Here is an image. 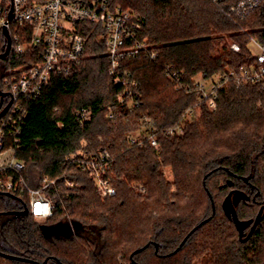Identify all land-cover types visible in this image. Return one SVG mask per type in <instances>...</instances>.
I'll return each instance as SVG.
<instances>
[{
  "label": "trees",
  "instance_id": "obj_1",
  "mask_svg": "<svg viewBox=\"0 0 264 264\" xmlns=\"http://www.w3.org/2000/svg\"><path fill=\"white\" fill-rule=\"evenodd\" d=\"M108 1L133 13L136 40L150 54L121 60L110 74L104 30L80 25L86 40L81 63L24 102L28 118L20 125L16 157L30 187L39 188L44 177L55 181L45 191L53 217L11 215L23 212L28 200L0 193V254L20 259L0 256V264H264V83H228L211 110L194 80L255 63L250 40L264 45V0L235 20L211 0ZM5 46L0 30V55ZM30 54L11 65L10 58L0 61L3 93L10 67L40 60ZM190 109L195 117L185 123ZM81 110L90 112L89 121H79ZM176 125L181 133L168 134ZM134 135L154 136L158 148L131 146ZM104 152L111 166L102 177L116 191L107 198L95 173L81 167ZM229 195L243 239L226 210ZM57 226L65 234L44 231Z\"/></svg>",
  "mask_w": 264,
  "mask_h": 264
},
{
  "label": "built area",
  "instance_id": "obj_2",
  "mask_svg": "<svg viewBox=\"0 0 264 264\" xmlns=\"http://www.w3.org/2000/svg\"><path fill=\"white\" fill-rule=\"evenodd\" d=\"M211 1L228 18L234 20L235 17L245 16L260 9L262 5V0H240L235 5H230L232 0ZM83 24L100 25L104 30L110 74L118 71L121 60L136 58L142 52L150 54L146 43L136 40L138 26L133 13L114 7L108 0H10L9 7L0 8V30L3 33L6 29L11 40L10 54L7 57L10 58V65L13 64L14 58L32 55V50L35 51L36 57L40 58L30 66L10 67L3 79L8 95L5 99L8 101L7 105L11 106L0 119V193L26 197L29 202L25 210H28V215L39 221L53 217V206L45 191L55 185V181L44 177L39 188L30 187L24 176L26 166L16 157V148L20 142L17 137L20 134V125L28 118L24 102L38 98L50 85L53 77L69 75L73 68L81 63L86 50V40L79 34V27ZM250 47L253 50L250 59L255 61L254 64L239 71L231 70L221 78L205 80L199 76L197 78L201 81L194 79L201 95V103L215 110L218 92L230 82L238 87L264 83V45L256 39H251ZM230 48L235 53L241 51L237 43H232ZM151 57L155 58V53H152ZM116 81L118 84L122 83L119 78ZM207 82L211 85L209 90L206 88ZM128 94L127 91L126 95L129 96ZM119 100L123 102L122 98ZM129 107L134 109V102H131ZM195 114V110L190 109L182 121L192 122ZM77 116L80 122L90 120V112L87 110H81ZM115 116L112 112L109 117L115 119ZM181 127L182 125H176L167 133H181ZM12 139L13 145H8ZM128 141L131 146L142 147L149 144L158 148V142L152 135L129 136ZM110 166L111 158L107 152L99 158L84 162L81 166L95 173L99 194L104 198L116 194L115 189L102 177ZM66 185L74 186L71 182Z\"/></svg>",
  "mask_w": 264,
  "mask_h": 264
},
{
  "label": "water",
  "instance_id": "obj_3",
  "mask_svg": "<svg viewBox=\"0 0 264 264\" xmlns=\"http://www.w3.org/2000/svg\"><path fill=\"white\" fill-rule=\"evenodd\" d=\"M11 18H12V16H11ZM3 35H4L5 39H6V46H5V52L0 55V61L5 60L9 56L10 49H11L10 35H9V32L6 29L3 30ZM7 96L8 95L6 93H3L0 90V98H1V102H0V119L9 111V108L11 106V104H9L5 108H3L4 99ZM226 205H227V208H226L227 213L231 215V217H232V219H233V221H234V223L236 225V228L239 231L240 238L243 239L244 236H245V228L238 220L234 204L232 203V200H231V195L228 196ZM9 214L15 215L16 217H22V216H27L29 214V212H28V210H25L23 212H15V213H9ZM261 215H262V212H260V214L258 215V217H257L252 229L250 230V232L247 235V237L244 239L245 242H247L252 237V235L254 234V232H255V230H256L259 222H260ZM56 229H60V227L57 226L56 228H48V229H44V231L46 232L47 235H49V234L50 235H54ZM141 251L142 250H139L135 254H138ZM0 256L2 258H4V259H8V260H20L17 257H13V256H9V255L0 254Z\"/></svg>",
  "mask_w": 264,
  "mask_h": 264
},
{
  "label": "rangeland",
  "instance_id": "obj_4",
  "mask_svg": "<svg viewBox=\"0 0 264 264\" xmlns=\"http://www.w3.org/2000/svg\"><path fill=\"white\" fill-rule=\"evenodd\" d=\"M10 6V0H0V8H7ZM255 54H257L256 51H254ZM198 81H201L200 78H197ZM211 87L210 85V82H207L206 83V88L207 90H209ZM166 175L169 177L170 179V176H169V171H166ZM28 200V199H27ZM29 202V201H28ZM220 208V207H219ZM248 210H245V212H247ZM63 234H65V230L63 228H60V229H56L55 233H54V236H62ZM126 264V263H124Z\"/></svg>",
  "mask_w": 264,
  "mask_h": 264
},
{
  "label": "clouds",
  "instance_id": "obj_5",
  "mask_svg": "<svg viewBox=\"0 0 264 264\" xmlns=\"http://www.w3.org/2000/svg\"><path fill=\"white\" fill-rule=\"evenodd\" d=\"M36 210H37V212L39 211V205L36 206Z\"/></svg>",
  "mask_w": 264,
  "mask_h": 264
}]
</instances>
